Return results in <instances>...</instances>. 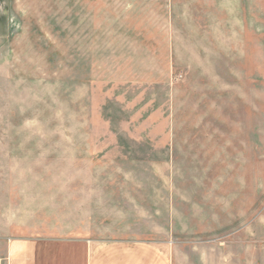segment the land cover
<instances>
[{"label": "rangeland", "instance_id": "374dc122", "mask_svg": "<svg viewBox=\"0 0 264 264\" xmlns=\"http://www.w3.org/2000/svg\"><path fill=\"white\" fill-rule=\"evenodd\" d=\"M2 224V264H264V0H0Z\"/></svg>", "mask_w": 264, "mask_h": 264}, {"label": "crops", "instance_id": "0c3cea01", "mask_svg": "<svg viewBox=\"0 0 264 264\" xmlns=\"http://www.w3.org/2000/svg\"><path fill=\"white\" fill-rule=\"evenodd\" d=\"M3 224L0 226V254L4 252V234ZM16 247L11 244L8 248L9 254L13 258L15 256ZM90 254L89 264H138V260H141L136 254L135 250L128 249L127 246L123 247L112 246L110 248H94ZM39 259L32 258L29 264H53L47 263L46 258L39 255ZM43 257V258H42ZM12 264H17L16 259H12ZM0 264H2V257H0Z\"/></svg>", "mask_w": 264, "mask_h": 264}]
</instances>
